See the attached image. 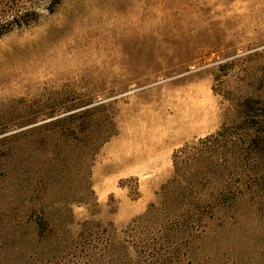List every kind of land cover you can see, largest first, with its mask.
<instances>
[{
    "label": "rangeland",
    "instance_id": "obj_1",
    "mask_svg": "<svg viewBox=\"0 0 264 264\" xmlns=\"http://www.w3.org/2000/svg\"><path fill=\"white\" fill-rule=\"evenodd\" d=\"M0 30V264H264V0H0Z\"/></svg>",
    "mask_w": 264,
    "mask_h": 264
},
{
    "label": "trees",
    "instance_id": "obj_2",
    "mask_svg": "<svg viewBox=\"0 0 264 264\" xmlns=\"http://www.w3.org/2000/svg\"><path fill=\"white\" fill-rule=\"evenodd\" d=\"M3 32L0 30V35H2ZM258 101H254L252 99H245L242 103L243 109H254V104L257 103ZM87 110L83 112V114L86 113L87 115ZM91 112V111H90ZM84 120H87L90 124L94 125L96 131L95 133H99V137L97 140V144L101 145L104 142H106L113 134H114V123H112L111 121V117L110 115H108L107 113H102V115H100L99 117H94V115L92 114V116H84ZM263 120H264V116L263 118H261L259 120L260 125L263 126ZM254 126H257L256 124ZM252 128V127H251ZM263 132V131H262ZM260 134H263V133Z\"/></svg>",
    "mask_w": 264,
    "mask_h": 264
}]
</instances>
